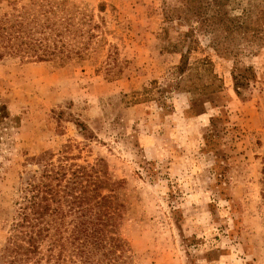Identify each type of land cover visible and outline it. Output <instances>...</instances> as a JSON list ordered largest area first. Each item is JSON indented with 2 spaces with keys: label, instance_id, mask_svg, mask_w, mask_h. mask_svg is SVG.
Instances as JSON below:
<instances>
[{
  "label": "rangeland",
  "instance_id": "rangeland-1",
  "mask_svg": "<svg viewBox=\"0 0 264 264\" xmlns=\"http://www.w3.org/2000/svg\"><path fill=\"white\" fill-rule=\"evenodd\" d=\"M30 1L40 0H0V15ZM63 1L80 30L70 38L86 43L82 59L0 60V104L19 122L0 142V264L12 258L4 249L20 222L17 189L41 173L32 158L107 170L100 193L121 205L108 216L124 242L113 264H264V46L239 42L237 56L215 46L223 44L193 15L203 7L209 18L215 0ZM219 1L235 20L264 8V0ZM202 85L207 94L191 109L187 90ZM215 117L228 132L216 147L228 157L219 160L228 167L220 184L204 139ZM69 220L67 232L50 224L44 254L68 237Z\"/></svg>",
  "mask_w": 264,
  "mask_h": 264
},
{
  "label": "trees",
  "instance_id": "trees-1",
  "mask_svg": "<svg viewBox=\"0 0 264 264\" xmlns=\"http://www.w3.org/2000/svg\"><path fill=\"white\" fill-rule=\"evenodd\" d=\"M207 6L211 8L212 4ZM213 6L215 8L211 9H214V13L207 16L209 18H204L203 7H198L193 15L200 19L199 23H206V26L210 27L209 34L213 35V41L223 44L215 46L222 47L223 51L231 56L238 55L237 50L233 49L240 50L243 44L239 42L245 43L246 47L264 46V8H260L254 18H251L250 13L244 12L241 18L235 20L221 12L219 0L213 1ZM72 21L73 17L67 13L63 0L30 1L21 6L20 10L14 9L9 14L0 15V60L6 57L17 58L21 62L57 60L58 64L64 65L74 57L82 59L87 49L86 43L70 38L80 32ZM213 25H219L220 28L215 29ZM92 29H88L87 33ZM216 34L221 36L215 37ZM188 50L189 48L185 54ZM187 66L188 63L183 61L176 67L179 80L182 79ZM248 71V68L237 70L239 81L248 80ZM184 81L185 79L182 82ZM207 87L209 86H195L187 90L194 102L191 109L196 108L197 98L207 94ZM164 92L165 89L159 92L160 97H163ZM219 122V117L211 118L204 139L216 158L213 170L215 179L220 184L228 167L221 166L219 160L228 157L216 147L222 142L227 145L225 136L228 132L224 126L219 127ZM15 124H19L18 119L10 118L7 107L0 104V142L4 132ZM32 160L41 166V173L39 176L27 177L24 185L17 189L23 204H18L20 222L14 225L15 232L4 249L8 256L12 255L9 264L116 262L115 253L120 251V257L122 256L124 242L116 236L118 223L110 219L108 211L110 208L117 210L121 205L115 204L112 196L100 193L101 189L108 187L107 170L102 168L97 171L95 167L87 169L82 166L66 169L63 165H48L43 158ZM260 161V196L264 203V152ZM47 217L51 219L47 220ZM68 217L70 220L67 225L71 226L68 237H59L58 245H55L58 240H53L46 248L47 254H44L40 250V244L49 237L50 224L55 225V232H67L64 219ZM109 233H113V236H109ZM67 245L70 247L68 254ZM56 247L58 251L54 252Z\"/></svg>",
  "mask_w": 264,
  "mask_h": 264
}]
</instances>
